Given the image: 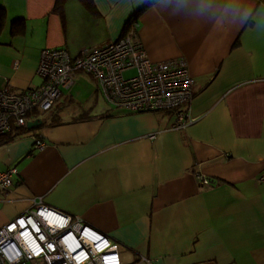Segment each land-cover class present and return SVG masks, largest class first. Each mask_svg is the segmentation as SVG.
I'll use <instances>...</instances> for the list:
<instances>
[{
  "label": "crops",
  "instance_id": "crops-1",
  "mask_svg": "<svg viewBox=\"0 0 264 264\" xmlns=\"http://www.w3.org/2000/svg\"><path fill=\"white\" fill-rule=\"evenodd\" d=\"M92 5L0 0V87L39 86L44 48L78 55L137 22L149 60L184 63L194 79L187 124L99 102L80 73L35 114L40 126L0 143V171L17 168L0 224L41 199L119 244L122 264H264V0ZM85 79L92 95L76 101ZM52 113L61 119L44 124Z\"/></svg>",
  "mask_w": 264,
  "mask_h": 264
},
{
  "label": "built area",
  "instance_id": "built-area-1",
  "mask_svg": "<svg viewBox=\"0 0 264 264\" xmlns=\"http://www.w3.org/2000/svg\"><path fill=\"white\" fill-rule=\"evenodd\" d=\"M137 26L131 23L118 39L97 43L78 55L64 46L44 48L37 66L39 86L23 91L0 87V134L10 132L13 125L26 126L37 112L51 110L80 73L95 79L109 106L173 112V127H184L194 79L184 63L151 62ZM130 69L136 72L125 75ZM35 143L44 146L40 139ZM16 173V167L0 171L1 190L11 187ZM0 264H122V260L119 244L103 232L40 199L0 224Z\"/></svg>",
  "mask_w": 264,
  "mask_h": 264
},
{
  "label": "trees",
  "instance_id": "trees-1",
  "mask_svg": "<svg viewBox=\"0 0 264 264\" xmlns=\"http://www.w3.org/2000/svg\"><path fill=\"white\" fill-rule=\"evenodd\" d=\"M81 1H83L84 4L87 5V6H89V7H91V8L93 7L92 0H81ZM63 2H64V0H56L57 8H59L62 5ZM3 16H4L3 8L0 7V26L2 24ZM70 101L73 102L72 99ZM76 105H77V107H79L80 109H82L83 112H86L87 113V110L88 109L85 108V107H83L84 106L83 104H76ZM60 119H61V117L58 114L52 113V115L49 118H47V119L44 118V124H45V122H46V124H49V123L52 124L56 120L59 121ZM30 131H32V130L31 129H28L26 126H15V125H13L10 132L0 134V143L9 142L14 137H16L17 135L22 134V133H26V132H30Z\"/></svg>",
  "mask_w": 264,
  "mask_h": 264
},
{
  "label": "rangeland",
  "instance_id": "rangeland-1",
  "mask_svg": "<svg viewBox=\"0 0 264 264\" xmlns=\"http://www.w3.org/2000/svg\"><path fill=\"white\" fill-rule=\"evenodd\" d=\"M138 37H139V34H138ZM135 72H136L135 69H130V70L125 71V75H131V74H134ZM89 85H91L92 88L94 89L93 82L89 79H85L84 81L74 85L70 89V91L72 92V96L74 97L76 101L84 102L86 99H88L92 95V91L88 89ZM193 95H194V89H193ZM98 99H99V102L103 101L101 94L98 95Z\"/></svg>",
  "mask_w": 264,
  "mask_h": 264
},
{
  "label": "water",
  "instance_id": "water-1",
  "mask_svg": "<svg viewBox=\"0 0 264 264\" xmlns=\"http://www.w3.org/2000/svg\"><path fill=\"white\" fill-rule=\"evenodd\" d=\"M42 124V121L41 120H32V121H28L26 123V127L28 129H32V128H35V127H38Z\"/></svg>",
  "mask_w": 264,
  "mask_h": 264
}]
</instances>
